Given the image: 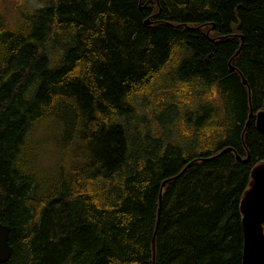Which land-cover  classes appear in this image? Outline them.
Masks as SVG:
<instances>
[{
  "label": "trees",
  "instance_id": "trees-1",
  "mask_svg": "<svg viewBox=\"0 0 264 264\" xmlns=\"http://www.w3.org/2000/svg\"><path fill=\"white\" fill-rule=\"evenodd\" d=\"M44 1L0 0V221L14 247L0 264H151L162 179L245 145L247 162L228 151L166 183L155 262L241 264L239 200L264 133L252 120L242 141L247 87L227 60L241 32L231 61L263 108L264 0ZM148 93L161 124L187 129L169 138L133 123ZM47 126L74 146L53 174L29 152Z\"/></svg>",
  "mask_w": 264,
  "mask_h": 264
},
{
  "label": "water",
  "instance_id": "water-1",
  "mask_svg": "<svg viewBox=\"0 0 264 264\" xmlns=\"http://www.w3.org/2000/svg\"><path fill=\"white\" fill-rule=\"evenodd\" d=\"M139 7L142 8L143 5L139 4ZM159 11L160 8L158 7L157 11H155L154 14H157ZM144 22L146 24H150L152 22L150 15L145 17ZM209 25L210 29L213 30L214 23L211 22ZM200 26L201 24L197 25L196 27ZM229 34L210 36V39L218 40L219 38L225 37ZM233 34L239 37L240 42L234 54L227 60V65L231 71L238 72L241 78V82L247 87L249 111L240 133V137L242 141H244V132L252 120L255 128L264 133V107L259 108L255 111L253 110L251 105V89L247 83V80L242 71L239 70L231 61L233 56L239 53L244 39L241 32L236 31ZM244 147L245 155L243 156L233 146L224 145L210 155L198 156L190 159L177 173L164 177L162 179L158 192L156 217L150 236L151 264H155L156 262V235L159 229L160 215L162 210V189L166 185V183L178 177L193 161H204L228 151H231L234 154L237 161L247 162L250 157V152L245 145ZM239 212L243 236L241 264H264V158H260L255 161V163L250 168L249 180L240 196ZM9 233L10 225L8 223L0 221V262L8 260L14 250V247L10 242Z\"/></svg>",
  "mask_w": 264,
  "mask_h": 264
},
{
  "label": "rangeland",
  "instance_id": "rangeland-1",
  "mask_svg": "<svg viewBox=\"0 0 264 264\" xmlns=\"http://www.w3.org/2000/svg\"><path fill=\"white\" fill-rule=\"evenodd\" d=\"M27 3L31 7H40L44 6L46 3L44 0H27ZM50 43L48 42L45 45L47 50H51ZM59 47L55 49V60H57L59 54H61ZM54 59V56L52 57ZM148 93V95L139 96L136 98L137 107L136 111L132 116V122L138 123L140 129L145 127L152 134H165L169 138H174L178 136L179 129L184 131L186 128L183 126L174 125L173 128H170V125L164 123L161 124L159 120V115L162 112L160 110L162 102L159 100L158 95ZM167 102V101H166ZM182 108L181 110H183ZM29 141V152L32 155L33 161L36 165L40 167V164L44 167V172L46 174L54 173L59 163L64 160L71 159L74 151L73 143H68L67 151L64 148L66 144L65 141H59L58 132L54 128L47 126L42 128H37L33 130ZM186 141V140H185ZM40 161V163H39Z\"/></svg>",
  "mask_w": 264,
  "mask_h": 264
}]
</instances>
